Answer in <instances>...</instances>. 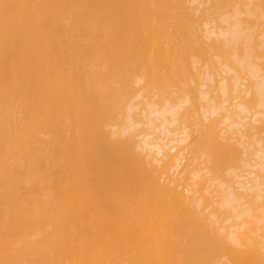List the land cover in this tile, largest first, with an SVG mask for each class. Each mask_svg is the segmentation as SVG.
<instances>
[{
	"label": "bare ground",
	"instance_id": "6f19581e",
	"mask_svg": "<svg viewBox=\"0 0 264 264\" xmlns=\"http://www.w3.org/2000/svg\"><path fill=\"white\" fill-rule=\"evenodd\" d=\"M181 1L0 0V264H264V232H262L264 231V189L261 186H264V173L259 174L261 177L257 176L258 180L252 178L255 182L250 180L249 175L248 181H252L253 184L250 182L251 186L249 183L246 188L249 187L251 192L240 184L239 187L243 186L240 187L241 191L232 186V183L238 185L236 178L242 177L239 173L240 176L236 173L234 175L232 170L239 168L240 162L244 159L240 161L238 158L240 152H237L240 148L234 145L236 149L230 144L229 138L228 141L223 138V142L220 141L222 139H218L217 124L222 121L218 116H220V105L225 104L222 103L224 100L220 104L217 103L216 110L210 109L213 115V110L218 112L213 116L214 119L212 117H209L211 120L206 119L212 114L208 111V115L205 108L207 114L204 112V115H207L205 117L207 121L204 122V118L202 120L200 116L206 131L203 132L204 127L201 124V127L199 126L201 130H198L202 131L201 139L204 134V140L200 139L196 143L195 156L203 155L204 160L201 157L196 159L195 156L192 159L207 163L205 165L209 174L199 173L204 163L199 162L201 167L197 163L198 168L197 165L193 166L196 162L192 163V167L197 168L196 170L194 168L196 172L192 171L193 174L190 170L187 174L197 177L193 180V175L191 176L194 187L192 191L186 189L192 192L187 196L170 188H163L158 181L159 178L155 177L156 175L160 177L157 169L155 171L149 165L153 164V161L148 162L146 155L145 160H142L143 153L139 149L145 150L149 140L142 136L143 141L144 138L147 140L145 144L141 140L142 148L137 146L138 143L134 144L136 141L132 136L136 133L129 132L132 125L135 130L137 129L134 122L131 125L130 122L133 120L129 118L134 116V108L129 109L133 111V115H130L131 112L126 115L130 122H126L127 126L124 124L125 128L130 129L128 128L126 133H124L125 128L120 129L122 127L120 122L124 123L120 120L123 118L121 114L129 108L127 105L131 104L130 97L135 93L137 96L141 93L147 97V100L149 97L152 104L160 103L159 106H165V103L169 104L168 101L171 103L177 98H181L178 99L179 103L184 98L186 103L189 100L190 105H184L183 110V107L179 106L181 109L179 110L181 113L178 114L179 121L177 117L175 119L176 124L180 120L187 124L183 128V122H180V129L184 130V132L181 130V133L184 135L187 133L185 128L192 124L187 121L189 119L193 121L191 119L193 115L191 116L190 113L193 107L195 110L194 105L201 102V106H205L204 102H208L203 100L206 94H213V98L218 99L217 96L223 92L227 98H234V102L236 98H240L239 105L243 110L240 107L237 115L240 112L244 113V110L247 112L257 107H261L257 110L264 113L262 58L264 54L259 53L261 48L264 49V37L262 41L259 38L264 34V27L261 26L264 23V8L260 5L264 0L259 4L263 10L257 9V11L255 9L259 5L252 2L261 0H247L252 5L245 0H213L211 10L208 9L209 13L204 7L209 0L206 2L204 0L206 4L204 5L203 2L202 6L205 8L204 15H207L205 17L209 15L216 18L222 12H228L227 14L230 15L232 10L233 13L238 12L235 11L236 7L246 15L241 16L240 11L239 16L236 15L238 18L232 16L234 19L231 20L229 17L230 25H237V28L234 25V27L230 26L232 29L227 25L228 15L223 16L228 20L227 23L225 22V27L229 28V31L225 28L227 31L225 44L222 42V45L218 44V39L216 41L214 34L208 31L216 44L211 41L210 45H206L207 49L203 45L205 41L202 44V40L196 37L197 21L203 14L200 13L201 15L198 16L197 13H193L195 11H188V8L195 9V5H192L193 7L186 5L192 0H189L190 2L185 0L184 4ZM184 5L190 7L185 9ZM251 6L256 7L254 10L251 9L253 13L249 10ZM258 11L262 12L261 19ZM254 12L258 14L255 15ZM240 16L243 17L241 23L251 24V29L254 26L253 30L262 27L257 33L259 35L256 36L262 42L259 51L256 50V46H260L258 40L256 46L251 45L252 41L257 39L254 35L256 31L250 32L253 34L251 41L247 33L250 27L245 29L240 26L242 24L236 23L241 19ZM209 18H205L204 21L207 22ZM217 18L220 22V17ZM255 18L263 22L260 24ZM215 22L217 23V19ZM212 26H216L213 25V21ZM221 28L217 26V29ZM211 35L207 39L202 35V38L204 37L207 43ZM225 35L220 36L221 40L225 39L223 38ZM237 50L243 52H240V60L234 61ZM196 54L204 56L202 63L204 61L206 63L204 62V68L200 70L205 69L207 74L212 76L209 77L210 80L216 81L214 77L223 72L219 67L221 65L222 69L228 66L233 68V72L236 69L234 73H242L240 80L247 82L244 88L245 96L241 95L243 84L241 86L240 81H231L233 73L229 75L230 68L228 71L225 69L227 73L223 72L226 76L229 75L230 80H225V77L221 79L226 81H223L222 87L216 85L219 81L205 82L209 83L206 91L210 93L201 95L202 89L197 90L195 87L205 79L204 71L203 73L195 71L202 75L196 76L192 71L194 66L191 64L197 61L195 60L197 56L191 58ZM212 56H216L220 62L215 61V57L212 59ZM190 58L193 60L191 63ZM197 64L200 65V62ZM219 70L221 72H218ZM216 74L218 75L215 76ZM196 77L200 79L199 82L197 81L199 84L195 82ZM135 95L134 98L137 97ZM197 95L199 99L200 96L203 99L200 101ZM223 96L220 97L221 100L224 99ZM211 98L212 95L209 100L213 102ZM211 105L206 106V109L212 108ZM144 106L146 104L142 108ZM198 108L197 113L200 114L203 107H200V110ZM152 109L150 114H153ZM222 109L225 110L226 107L224 109L222 106ZM232 109L226 110L229 112L230 120L240 118L235 111L238 108ZM160 110L163 112L162 109ZM169 110L167 113L170 112L172 115L177 112L173 113L171 109ZM194 110L193 112L196 113ZM257 110L253 111L251 118L249 117L251 122L253 116H259ZM125 112L122 115L127 114ZM149 112L146 116L150 115ZM175 115L177 116V113ZM174 118L175 116L173 120ZM243 118L247 117L243 116ZM138 119L142 122L143 116ZM149 119L148 117L147 120ZM156 119L155 121H159ZM232 120L228 123L233 122ZM141 122L140 126H142ZM228 123L226 122V128L234 127V123H232L233 127L232 125L229 127ZM150 125L151 123L148 126ZM238 125L240 128V123ZM238 125H235V129ZM247 125L250 127V122ZM247 125L244 133L247 132ZM176 128V132L179 131V127ZM226 128H223L225 132ZM253 128L251 127L252 131L257 129V127ZM262 129L264 131V127H261L254 133ZM147 131L144 134L147 135ZM252 131L250 130L251 133ZM263 131L260 133L262 134ZM127 132L130 134L128 135ZM161 133L163 130L160 135ZM254 133L252 135L248 133L249 138L241 134H238L240 139L238 135L232 138L236 141L238 137L241 142L243 136L244 139L250 140L251 136L254 138ZM124 134L128 136L124 137ZM256 135L254 141L251 139L252 141L248 140L249 144L245 143L246 147L247 145L249 147L247 158L249 160L254 154L253 159L255 156L256 162L263 164L264 133L263 137ZM152 138L153 141L156 140L155 136ZM232 138L231 140H234ZM137 142L140 143V140ZM240 142L237 144L239 147L242 144ZM256 144L259 146L256 147ZM241 150H245V147ZM220 162L222 165L226 162L227 172ZM238 162L239 166H237ZM251 164L243 167L246 168ZM165 167L161 165L160 168L163 169L160 171L161 174L164 173ZM203 167L205 168L204 165ZM261 167L264 172V164ZM239 169L237 172L241 171H238ZM236 175V178L233 177ZM185 181L184 183H187V179ZM188 183L192 185V182ZM188 183L187 187L190 186ZM212 183L214 190L211 193L215 192L214 194L220 197L219 201L214 200L216 203L210 200L214 196L209 197L211 194L207 196L208 191L213 187ZM226 189L230 194L232 193L231 196L236 197L233 199L230 196L234 200L230 203H236L238 199L237 204L233 205L235 204L233 203L232 209L229 210L226 209L231 205L228 202L225 204L227 206L228 203V206L222 208V202L230 199L226 197L229 193ZM224 194L225 196H222ZM221 199L224 201L221 202ZM208 205L211 206V212L205 215L203 212L209 210L206 208ZM231 212H234V215ZM232 217L238 220L232 219L236 220L232 222L230 219ZM226 220H230L231 224L227 226L223 223L225 227L219 226L221 221ZM232 226L235 229L229 230ZM226 228L227 230H224Z\"/></svg>",
	"mask_w": 264,
	"mask_h": 264
},
{
	"label": "rangeland",
	"instance_id": "374dc122",
	"mask_svg": "<svg viewBox=\"0 0 264 264\" xmlns=\"http://www.w3.org/2000/svg\"><path fill=\"white\" fill-rule=\"evenodd\" d=\"M183 1H184V3H186V1H189V0H186V1H185V0H182L181 3H183ZM192 1H193V2H192ZM192 1H191V2L189 1L190 3H186V5H187V4L190 5V6H192V5L194 6V5H195V6H194L195 9H198L199 7H202V8H199V10H195V9H193V8L190 10V8H188V9H189L188 11H191V12L195 11V12H193V13H194V14L197 13L196 15H198V16L201 15L200 13L203 14V15L201 16V18H199L198 21H197V22H198V23H197V24H198V25H197L198 28H197V30H196V37H198V38H200V39L202 40V44H203V41H205V43L203 44L205 47H206V45H210V44L212 43L211 41H213V42L215 43V42L217 41V39H218V41H217L218 44H220V45H222V43L225 44V42H224V41H226V38H225V37H227V35H225V33H226L227 31H229V28H230V26H231V25H230L231 23H230V18H229V17H231V20H233L234 17H237L236 15L239 16L238 12H240L241 10H240V9H237V7H236L237 10L235 9V11H238V12L233 13L234 11L232 10V12H230V15L227 14L228 12H225V13L222 12V14H220V15L217 16V17H220V18H219V21H220V22H218V18H217V17L214 18V17L209 16V15H208V17H205V16H207V15H206V14L204 15V13H205V12H204V9H205V8H206L207 12H208L209 10H211L210 7H212V5H213V4H212V3H213V2H212L213 0H209V1L207 0V1H208L207 4L205 3L206 0H205V2H204V0H192ZM248 1H250V0H248ZM248 1L245 0V2H248ZM252 1H258V0H252ZM262 1H263V0H261V1H259V2H255V3L252 2V3H253V4H258V5H259L260 2L262 3ZM203 2H204V3H203ZM181 3H180V4H181ZM184 3H183V4H184ZM202 3H203L204 5L206 4V5L204 6L205 8L202 6V5H203ZM248 3H249L250 5H252V3H250V2H248ZM211 4H212V5H211ZM181 5H182V4H181ZM186 5H184V7H186ZM260 5L263 6V8H264V2H263L262 4H260ZM260 5H259V6H256V7H257V8L255 7L256 9H255L254 7L252 8V6H251V8L249 9L250 12H252L251 9H253V10L255 9L256 11H257V9H258V10H259V9H260V10H263V8H261ZM190 6H187V7H190ZM193 6H192V7H193ZM196 6H197L198 8H197ZM187 7H186L185 9H187ZM259 7H260V8H259ZM208 9H209V10H208ZM200 10H203V12L200 11ZM196 11H197V12H196ZM198 11H199V13H198ZM208 13H209V12H208ZM208 13H207V14H208ZM223 13H224L225 15H223ZM232 13H233V15H232ZM243 13H244V12H243ZM252 13H253V12H252ZM254 13H255V12H254ZM258 13L260 14L259 18L262 17V16H261V13H262V12H261V11H260V12L258 11ZM258 13H255V15L258 14ZM263 13H264V12H263ZM240 14H241V16L243 15V17L246 16V15L242 14V11L240 12ZM226 15H228V17H227ZM255 15H253V16H255ZM223 16H224V17H227L229 21H228L227 19H225ZM232 16H234V17H232ZM241 16H240L241 19H240V20L238 19V22L236 21V23H239L238 25L242 24L241 21L243 20V17H241ZM196 17H197V16H196ZM204 17H205V18H209V17H211L213 20L209 18V19H207V22H206V21H204V20H206ZM249 17H252V16H249ZM197 18H198V17H197ZM222 18H224V19H222ZM237 18H238V17H237ZM246 18H248V17H246ZM253 18H254V17H252V19H253ZM259 18H255V21H256V19H258V21H259L260 24H261V23L263 22V20H260L261 18H260V19H259ZM216 19H217V23L215 22ZM235 19H236V18H235ZM201 20H202V21H201ZM210 20H211V22H209ZM226 20L229 22V24H227L228 27H229L228 29H227V27H225V26H226L225 22L227 23ZM212 21H213V25L216 24L215 27L212 26ZM258 21H257V22H258ZM202 22H203V24H202ZM205 22L208 23V24H206ZM231 22H232V21H231ZM234 22H235V21H234ZM234 22H233V23H234ZM218 24H219V25H218ZM256 24H257V26H258V23H256ZM262 24H263V25H262ZM262 24H261V26L264 27V23H262ZM201 25H202L203 27L205 26L204 28H205L206 31L204 30V28H202ZM207 25H209V26H208V29H209V30L206 29V28H207ZM233 25H234V24H232V26H233ZM242 25H243V26H242ZM242 25H240V26H241V27H244L245 29H246V28L249 29L248 27H250V29L248 30L249 32H247V33H249V35H250V40H251V38H252L251 36L253 35V34H252L253 31H254V32L256 31V32H255L256 34H254L255 37H256V36L259 35V34H257V33H259L260 29L262 28V27H260V28H259V27H256L257 30H258V31H257V30H255V29L253 30V28H255V26L251 29V27H252V26H250L251 24H245V25L242 24ZM247 25H248V26H247ZM253 25H254V24H253ZM217 26H218L219 28L222 27L221 29H223V26H224V29H223V30H221V29H217ZM232 26H231V27H232ZM234 26L237 28V25H234ZM234 26H233V27H234ZM210 27H213L214 29H213V28L210 29ZM215 28H216V29H215ZM225 28L227 29V31H226ZM238 28H239V26H238ZM258 28H259V29H258ZM198 29H199L200 32L198 31ZM230 29H232V28H230ZM212 30H214V31H212ZM216 30H217V31H216ZM251 30H252V31H251ZM204 31H205V32H204ZM208 31H209V32L211 31L212 35L214 34L213 36H214V38L216 37V41H214L215 39H213L212 35H211ZM219 31H220V32H219ZM224 31H225V32H224ZM246 31H247V30H246ZM202 32L205 33V34H203ZM207 32L209 33V35H211L210 39H212V40L209 39V41H207V43H206V40H204V37L202 38V35L206 36V37H205L206 39L209 38V35H208V37H207ZM217 32H219V34H218ZM250 32H252V33H250ZM216 33H217L218 35H217ZM221 34H222V35H221ZM223 35H225V36L223 37V38H225V39L221 40L222 38H221L220 36H223ZM260 35H261V34H260ZM263 35H264V34H262V35L259 37V38H261V41L263 40V37H264ZM218 36H219V37H218ZM256 38H257V39H254L255 42L251 40V41L253 42V43L251 42V43H252L251 45H254V44H255V46H256L258 43L260 44L261 41H259L258 37H256ZM219 40H221V41H219ZM257 40H258L259 42H258ZM221 42H222V43H221ZM257 42H258V43H257ZM209 43H210V44H209ZM256 43H257V44H256ZM261 43H262V42H261ZM215 44H216V43H215ZM259 47H261V44H260V46H259V45L256 46V50H257V51H259ZM207 48H208V47H206V49H207ZM261 49H262V50H261ZM261 49H260L259 53H260V54H264V53H261V51L263 52L264 49H263V48H261ZM237 51H238V50H237ZM240 52H241V51L236 52L237 54H235V55H236L237 57H236V58L233 57V58L236 59V60H234V61H238V60H240V56H241ZM242 52H243V51H242ZM242 52H241V53H242ZM235 55H234V56H235ZM194 56H195V57L197 56V58H195V60H197V61L199 60L200 65L197 64V63H199V62H197V61H194L195 64L191 63V62H193L192 59H193ZM263 56H264V55H262V58H263V60H264V57H263ZM214 57H215V59H214L215 61L220 62V59L218 60V58H216V56H212V59H213ZM191 58H192V59H191ZM191 58H190V59H191L192 61H190V63L192 64V66H194V67H193L194 69H192V71H193L194 73H195V71H200V73H203V71H204V73H203V74H204L203 77H205V79L207 80V81H206V80L202 77L205 81L201 78L203 81H201L202 86H200L201 83H200V84L198 83V82L200 81V79H199V78L197 79V77H196L195 82H196V84H199V86L196 85V84L194 83V84L196 85L195 88H197V90H198V88H199V90L202 89L201 92H203V94H201V95H204L206 92H208V91H206L207 88H208V86H209V85H208L209 83L206 84L207 82L210 81L211 83H215V82L219 81V84H218V82H217L216 85H217V86L219 85L220 87H222V85H224V82H226V81H224V80L221 81V79H223V78L225 77V78H224L225 80H227V81L230 80V79H229V75H231L230 73L232 72V73H233V74H232L233 79H232L231 76H230L231 81H233V82H236V81L239 82V81H240V85L243 84L244 87L241 85V86H242V91H243L241 95H244V96H245L246 93H245L244 88L246 87L247 82H245V80H243V79H242V81L240 80L242 73L239 74V72H238V73L236 74V73H234V72L236 71V69H234V72H233V70H232L233 68L228 67V66H227V68L222 69V68H221L222 65H221V66H219V67H220V69H221L223 72H225V69H226V71H228V69L230 68L231 71L229 70V72H228L229 75L227 74L228 77H227L226 74H225V73H227V72L223 73V72H221V70H219L218 72H221L222 74L220 73V75H218V74L215 75V76L218 75L216 78L214 77V79H216V81H214V80H212V79L210 80V79H209L210 75L207 74L208 72L205 71V69L202 70V71L200 70V69H203V68H204V65H203V64H204L205 61L202 63V61L205 59L204 56H201V55H199V54H196V55H192ZM198 58H199V59H198ZM260 60L262 61V59H260ZM260 60H259V61H260ZM196 62H197V63H196ZM257 62H258V60H257ZM205 63H206V62H205ZM260 63H261V62H260ZM196 64L199 65V66H201V67L199 68V66H197ZM202 65H203V66H202ZM205 65H206V64H205ZM223 67H224V65H223ZM225 67H226V65H225ZM191 68H192V67H191ZM196 68H197V69H196ZM198 68H199V69H198ZM205 68H206V67H205ZM238 71H240V70H238ZM205 72H206V73H205ZM200 73H199V74H200ZM195 74H196V76L199 75L198 73H195ZM205 74L208 75V76L206 77ZM223 74H225V76H224ZM234 74H235V75H234ZM199 76H202V75H199ZM238 76H240L239 79H238ZM211 77H212V76H211ZM211 77H210V78H211ZM218 77H219V79H218ZM235 78L238 79V80H234ZM263 79H264V78H263ZM263 79H262L261 81H263ZM259 80H260V79H258V81H259ZM197 81H198V82H197ZM212 81H213V82H212ZM223 81H224V82H223ZM243 81H244V82H243ZM261 81H260V83H261L262 86H263V83H262ZM203 82H204V83H203ZM205 82H206V83H205ZM222 82H223V83H222ZM192 84H193V83H191V85H192ZM221 84H222V85H221ZM204 85H206V86L208 85V86L205 87ZM203 87H204V88H203ZM205 88H206V89H205ZM219 90H220V88H219ZM240 90H241V89H240ZM204 91H205V92H204ZM198 92H199V91H197V94H198ZM201 92H200V93H201ZM221 92H222V91H221ZM152 93H153V92H152ZM200 93H199V94H200ZM209 93H210V92H208V94H209ZM135 94H136V93H135ZM135 94H134V95H135ZM137 94H138V93H137ZM220 94H221V93H220ZM134 95L132 96L133 98H134ZM138 95H139V96L135 95V96H137V97H135L134 99H133L132 97H130V98H131V102L129 101V100H130V98H129L128 101L131 103V104H130L131 106H133V104H137V105H136V106L134 105L135 107H134V106H133V107H130V105H127V106H129V108L125 107V108H127V110H125V111L127 112V114L122 115L125 111H123V113L121 114V116H122L123 118L120 119V120H121L122 122H124V123L122 124V123L120 122V126L122 125V127H121L120 129L123 130V129L125 128V127H124V124H125V126H127V123H126V122H130V121L127 119V116H126V115H128V113L131 112V113H130V115H131V114L133 113V111L135 110V112H134L135 114L133 113L134 116H136V115H138V114H141L140 117L143 116L142 122H141V121H140V122L142 123V126H143L144 128H141L142 126H140V122H139V120H141V119H138V118H140L139 116H138V117H135V119L133 118L134 116L129 117V118H131V120H133L132 122H130L131 125H132V123L134 122V124H136L135 126H137V129H136L137 131H136V130L133 128L134 126H133V125L130 126V125H129L130 123H128V125L133 129V130L131 129V131H129V132L131 133L132 131H133V132L135 131V133H136L135 136L140 140V143L137 142V141H139V140H138L135 136H132L133 139L135 138L134 141H136V143H134V142H133V143H134L135 145L138 143L139 145H137V146H139V148H140V147L142 148V144H141L142 136H144L147 140H149L148 143L146 144V146L143 145V146L146 147V149H145V147H144L145 150H143V151L146 152V154H145V152L142 151L143 148H142V149H139V148L137 147V149H139V150L141 151V153H143V154H142V155H143V159H142L143 161L145 160V159H144V156H145V155H146V157H145L146 160H147V158H148V160H147L148 162H151V160L153 161V164L150 163L149 165L152 166L153 169H155V171H156V169H157V171L159 172V173L157 172V174H158V175L160 174V177H158L157 175H156L155 177H156V178H159L158 181L161 183L160 185H163V188H164V187H166V188H168V189L170 188L171 190H174L175 192H178V193H180V194H182V195H184V196H187L188 193H191V194H192V192L188 191V190H191V189L194 187V185H193V181H191V180H192V179H191V176L194 174L192 171H194V168H195V167H192V165L194 164V162H196V163H195L193 166L197 165V163L199 164V162H200L199 160L193 161L194 159H192V157L194 158V156H195V154H196V151H195L196 143L198 142V140L201 139L200 137H202V136H201V135H202V131H200L201 128H199V126L201 127V124H202L203 127H204V126H205L204 122L207 121V120H209V119H210L209 117H212V118H213V116H214L215 114L218 113V112H215V111H214V110H216V109H215V108H216V105H218L217 103L220 104L221 101L224 100L222 103H223V104L225 103V104H224V105H220L221 107L219 106V107L221 108V110H219V109H220L219 107L217 108V109L219 110V114H220V116L217 115V116H218V119H219V120L222 119V121L220 120V122H218V124H217V126L220 127V128L218 127L219 130H217V132H219L217 135H219V137H220V138L218 137V139H219V140L222 139V140H220V141L223 142L225 138L227 139V141H228V138H229V141H228V142H229L230 144H232L233 146L236 145L238 148H240V150H239V149L237 150V152H240V153H238V154L240 155V156L238 155V156H239L238 158L240 159V161L243 160V159L246 160V161L244 162V160H243V161L240 162L242 166H241L240 163L238 162V165H237V166L240 165V167H239L240 169H239L238 167H237L234 171L231 169L232 172L234 173V175H235V173H236L238 176H240V175L242 176V177H238V178H236L237 175H236V176H233V177H235L236 179H238V180H237L238 185H237V183H235V184L232 183V184H233L232 186L235 187V189H240V187L243 188V186H244L246 190L248 189V190L251 192V189H250L249 187L246 188V185H249V183H250V182L252 183V181L255 182V181H254L255 179L258 180V179H257V176H259V174H260L261 172H262L261 174L264 173V172H263V168H262V167H261L262 169L260 168V166L263 165L264 163L262 164V163H260V162H256L257 158H256L255 156H254V159H253V155H254V154H253L252 157H250L249 160H248V158H247V150L249 149V147H248V145H247V147H246L245 143H246V144H249V141H250L251 139L254 141V139L257 138V135H256V134H258V137H259V135H260V137H261V136L263 135V133H264L263 129H262V130H258V131H260V132L263 131L262 134H261L260 132H258V133H254V132L257 131V129H260L261 127H264V125H263V123H264V122H263V120H264V113H262L261 111H258V110H257V108L259 109V108H261V107H257L256 109H253V110H251V111H247V112L244 110L245 115H243L244 113H242V112H240V114L237 115V112H239V109H240V107H241V106L239 105V103L241 102V101H240V98H239V99L236 98V99H235V102H234V98H232L233 100L227 98V97L223 94V92H222L221 95L217 96V97H219L218 99H216V97L213 98V94H209V95L206 94V96H209V98H206V96H204V99L202 98V96H200L201 99H203V100H205V101H208L209 103H208V102H204V103L206 104V105H205V104L203 103L205 106H203V105L201 106V102L198 103V105H197V104L194 105L196 108H195V110H194V107H193V110H194L196 113L199 112V111L197 110V108H198L199 105H200L199 108H198L199 110H200V107H203V108H201V110H200V114H198V113H197V114L194 113L193 110L191 111L192 114L190 113V115H191V116L193 115V118H194V119L190 117L193 121H191L190 119L187 121V123H191V122H192V124H191L192 126L189 124L191 127L188 125L189 127L187 126L188 128H187V129L185 128V130H187V131H185V133L187 132V133H186L187 135L185 134V135H186V136H185L184 133H181L182 131L184 132V130H183V129H180V128H181V123H180V122H181L182 120H180V122H178V121H179L178 114L181 113V112L179 111V110H181V109H180L181 107H183V108H182V110H183V109L185 108L184 105H185V106H187V104L190 105L191 102H190L189 100H188V103H186V101H185L186 99L184 98V99H185V100H184V99L182 98V99L184 100V102H185V103L183 102V103H184V104H183V103H182L183 100L180 101V103H179L178 99L180 100L181 98H177V99H175V101H173L174 103L171 102L172 104L168 101V103H169L170 105L167 104V103H165V104H166L165 106H161V105L159 106L158 104H160V103H157V105H156V104H155V105L152 104V103H151L152 101L149 100V97H148V100H147V97H145V96L142 95L141 93H139ZM211 95H212L211 100H214L213 102L209 100ZM223 95H224V96H223ZM222 96L224 97V99L221 100L220 97H222ZM151 97H152V96H150V99H151ZM197 97H198L197 99H199V95H197ZM154 98H155V97H154ZM226 98L228 99V101H227ZM132 99H133V100H132ZM201 99H199V100L201 101ZM151 100H153V98H152ZM176 100H177L178 102H177ZM203 100H202V101H203ZM237 100H238V101H237ZM139 101H140V102H139ZM142 101H143V102H142ZM149 101H150V102H149ZM236 101H237V102H236ZM129 102H126V103H129ZM138 102H139L141 105H140ZM145 102H146V103H145ZM148 102H149V103H148ZM175 102H176L177 104H176ZM189 102H190V103H189ZM197 102H198V101H197ZM233 102H234V103H233ZM178 103H179V104H178ZM213 103H214L215 105H214ZM236 103H237V104H236ZM138 104H139V105H138ZM144 104H146L147 108H146V106H144L145 108H144V107L142 108V106H143ZM161 104L164 105V103H163L162 101H161ZM181 104H182V105H181ZM208 104H209V105H208ZM211 104H212L213 106H212ZM228 104H229L231 107H230ZM148 105H149V106H148ZM176 105H177V107H175ZM210 105L212 106V108H211V107H210V108L207 107V108H209V110L206 109V106H210ZM237 105H238L239 107H238ZM125 106H126V105H125ZM140 106H141V107H140ZM151 106H152V107H151ZM157 106H158V107H157ZM179 106H180V108H179ZM222 106H224V109H225V107H226V109L223 110V109H222ZM227 106H229V107H227ZM232 106H233V109H232ZM260 106H261V105H260ZM137 107H138V108H137ZM159 107H160V108H159ZM161 107H162V108H161ZM173 107H174L175 109H173ZM125 108H124V109H125ZM133 108H134V109H133ZM141 108H142V109H141ZM152 108H153V109H152ZM156 108H157V109H156ZM163 108H164V109H163ZM166 108L171 109V112H173V113H175V111H177V112H176V113H177V116L175 115L176 113L173 114V115L175 116L174 120H173V117H174V116H173L172 113H170V112L167 113V111H168L169 109H166ZM204 108H205V110H206L207 113H208V111H209V113L212 114V115H210V116H208V117L206 118L207 120H205V117H206L207 115H206V116L204 115V112H205V111H204ZM227 108H228V111H230L231 109H232V110H235V109L238 108V110H235V111H236V115L240 117V118H238L239 120H238V119H235V120H234V119H233V120L231 119L233 122L228 123V122H230L231 120H230V118L228 117L229 112L226 111ZM234 108H235V109H234ZM241 108H242V107H241ZM129 109H133V111H132V110L129 111ZM147 109H148V112L150 111L149 114L151 113V109L154 110V111H155V109H156V111H155V112L153 111V112H152L153 114H150L149 116H146V114H148ZM149 109H150V110H149ZM160 109H162L163 112H161ZM210 109H211V110L214 109V110H213L214 115H213L212 111L210 112ZM229 109H230V110H229ZM138 110H139V112H138ZM140 110H141V111H140ZM144 110H146V112H145ZM164 110H166V111H164ZM172 110H173V111H172ZM196 110H197V111H196ZM218 110H217V111H218ZM242 110H243V108H242ZM255 110H257V111H256L257 114H259V113H260V114H259V116L257 115L258 117H257V116L254 117V116H253L252 118H254V119H252L253 121L251 122V119H250V118H251V115H253V111H255ZM261 110H263V107H262ZM143 111H144V112H143ZM157 111H158V112H157ZM169 111H170V110H169ZM202 111H203V113H202ZM221 111H222V112H221ZM223 111H225V112H223ZM126 112H125V113H126ZM136 112H138V113H136ZM142 112H143V113H142ZM178 112H179V113H178ZM206 112H205V114H207ZM227 112H228V113H227ZM248 112H249V113H248ZM256 112H254V113H256ZM258 112H259V113H258ZM157 113H158V115H157ZM160 113H161V115L159 116ZM163 113H164V114L167 113V114L164 115ZM193 113H194V114H193ZM201 113H202L203 115H202ZM209 113H208V115H209ZM225 113H227V115H225ZM246 113H247V114H246ZM133 114H132V115H133ZM155 114H156V116H155ZM170 114H171V115H170ZM248 114H250V115H248ZM162 115H164V116H162ZM169 115H170V116H169ZM194 115H195L196 118L194 117ZM224 115H225V116H224ZM254 115H255V114H254ZM260 115H262V116L260 117ZM144 116H146V117H144ZM200 116H202V120H203V118H204V122L201 121V117H200ZM203 116H204V117H203ZM217 116H215V118H217ZM237 116H235V117H237ZM243 116H244V117H247V118H243ZM124 117H125V118H124ZM148 117L151 119V122H150V119L147 120ZM176 117H177L178 119H177ZM179 117H180V116H179ZM223 117H225V118H227V119H225V118H223ZM235 117H234V118H235ZM249 117H250V118H249ZM136 118H137V119H136ZM152 118H153V119H152ZM155 118H157L159 121H155ZM164 118H165V119H164ZM242 118H243V119H242ZM262 118H263V119H262ZM126 119H127V120H126ZM157 119H156V120H157ZM175 119L178 120V121H177V124H176ZM180 119H181V118H180ZM196 119H197V121H196ZM213 119H214V118H213ZM223 119H224V121H223ZM245 119H246V120H245ZM255 119H256V120H255ZM259 119H260V120H259ZM261 119H262V120H261ZM125 120H126V121H125ZM135 120H136L137 122H135ZM143 120H144V121H143ZM145 120H146V121H145ZM162 120H163V121H162ZM164 120H165V121H164ZM167 120H168V121H167ZM210 120H211V119H210ZM225 120H226V121H225ZM228 120H229V121H228ZM236 120H237V121H236ZM241 120H244L245 122L243 121V122H244V123H243ZM258 120H259V121H258ZM147 121H149V122H147ZM256 121H258V123H256ZM260 121H261V122H260ZM143 122H144V123L146 122V123L144 124ZM153 122H155V124H153ZM167 122H168V123H167ZM173 122H174V123H173ZM182 122L184 123L185 121H182ZM195 122H196V123H195ZM209 122H210V121H209ZM209 122H207V123H209ZM226 122L228 123V126H229V127L232 125V123H234V127H233V125H232V127H233L234 129L231 128V127H230V128L227 127V128L229 129V130H228V129L226 128V126H227V125H226ZM249 122H250V127H249V125H247V124H249ZM138 123H139V124H138ZM150 123H151V125L148 126ZM179 123H180V125H178ZM183 123H182V127L187 125V124L185 125V123H184V125H183ZM207 123H206V124H207ZM235 123H236L237 125L240 123V128H239V125H238L237 128H236L237 130L235 129V125H236ZM241 123H242V124H241ZM255 123L257 124V126H255ZM194 124H195V125H194ZM224 124H225V125H224ZM229 124H230V125H229ZM251 124H253V125H251ZM145 125L147 126V128H145V127H146ZM153 125H155V126H153ZM156 125H158V126H157L158 129H157V128H153V127H156ZM162 125H163V127H160V126H162ZM177 125H178V126H177ZM221 125H222V126H225V127H222ZM246 125H247V127H248L247 132H248L250 135H252V134L254 133V135H253L254 138H252V136H251L250 140L247 139V138H246V139H247V140H246V139H244L245 137L241 136V137L243 138L244 142H243V140L240 142V140H239V139H240V135H238V134L245 135L246 137L249 138L248 133H247V132H246L247 134L244 133V129H246V127H245ZM262 125H263V126H262ZM120 126H118V127H120ZM138 126H140V128H139ZM152 126H153V127H152ZM193 126H195V127H193ZM206 126H207V125H206ZM241 126H242V127H241ZM149 127H150V128H149ZM167 127H168V128H167ZM174 127H175V128H174ZM176 127H179L178 130H179L180 132H179V131L176 132V130H177ZM251 127H252V128H253V127H257V129L252 131ZM126 128H127V129H126ZM126 128H125V130H124V131H125L124 133H126V131L130 129L129 127H126ZM128 128H129V129H128ZM135 128H136V127H135ZM159 128H160V129H159ZM162 128H165V129H162ZM183 128H184V127H183ZM189 128H190V129H189ZM223 128H224V129L226 128V132L224 131ZM116 129H117V128H116ZM118 129H119V128H118ZM118 129H117V130H118ZM120 129H119V130H120ZM138 129H141V130H138ZM143 129H145V130L142 131ZM148 129H149V130H148ZM150 129H151V131H150ZM173 129H174V130H173ZM188 129H189V131H188ZM194 129H195V130H194ZM198 129H200V130H198ZM205 129H206V127L203 128V132L206 131ZM220 129H221L222 131H221ZM230 129H231V130H230ZM232 129L234 130V132H231V131H233ZM238 129H241V130H239L240 133H239ZM242 129H243V130H242ZM253 129H255V128H253ZM119 130H118V131H119ZM147 130H148V131H147ZM158 130H159V132L157 133ZM161 130H163V133H161L162 135H160ZM181 130H182V131H181ZM248 130H249V131H248ZM250 130L252 131V133L250 132ZM146 131H147L148 133L150 132V133H149L150 136H151L152 134H153V135H152L150 138H147V136H149V135H148V133H147V135L144 134ZM194 131H195L196 133H194ZM199 131H200V133H199ZM229 131H230V133H229ZM235 131H236V132H235ZM242 131H243V132H242ZM141 132H142V133H141ZM166 132H167V133H166ZM178 132L181 133V134H179ZM189 132H190V133H189ZM220 132H221L222 134H221ZM237 132H238V133H237ZM120 133H121V131H120ZM120 133H119V134H120ZM127 133H128V132H127ZM130 133H128V135H129ZM155 133H156L157 135H155ZM168 133H169V134H168ZM176 133H177V134H176ZM227 133H228V134H227ZM233 133H234V134L237 133V134L234 135ZM122 134H123V133H122ZM132 134H134V133H132ZM138 134H140V136H139ZM143 134H144V135H143ZM188 134H190V135L188 136ZM192 134H193V135H192ZM232 134H233V136H232ZM126 135H127V134H126ZM126 135L124 134V137H125ZM128 135H127V136H128ZM165 135H166V136H165ZM178 135H179V136H178ZM181 135H182V136H181ZM183 135H184V136H183ZM191 135H192V136H191ZM195 135H196V136H195ZM227 135H228L229 137H228ZM237 135H238L239 139H238V137H236V141H235V139L232 138V137H235V136H237ZM120 136H121V135H120ZM153 136H155V138H156V140H154V141H153L154 138H152ZM157 136L159 137L158 139H157ZM160 136H161V137H160ZM255 136H256V137H255ZM144 137H143V138H144ZM185 137H187V138H185ZM193 137H194V138H193ZM230 137H231L232 139H234V140H231ZM262 137H263V136H262ZM145 138H144V141L142 140V141L144 142V144H145V142L147 141ZM179 138H181V139L179 140ZM223 138H224V139H223ZM242 138H241V139H242ZM133 139H131V140H133ZM150 139H151V140H150ZM159 139H160V141H159ZM177 139H178L179 141H178ZM183 140H184V141H183ZM202 140H204V134H203V139H201V141H202ZM248 140H249V141H248ZM252 140H251V141H252ZM173 141H174V142H173ZM177 141H178V142H177ZM182 141H183V142H182ZM232 141H233V142H232ZM234 141H235V142H234ZM237 141H238V142H237ZM247 141H248V142H247ZM155 142H156V143H155ZM171 142H172V143H171ZM179 142H180V143H179ZM239 142L242 143V144H240V145L243 146V147H241V146L239 147V146L237 145V144H239ZM150 143H152V144H150ZM233 143H235V144H233ZM149 144H150V145H149ZM192 144H193V145H192ZM148 145H149V146H148ZM163 145H164V147H163ZM189 145H190L191 148L189 147ZM147 146H148V150H147ZM236 146H234V147L236 148ZM257 146H259V145L256 144V147H257ZM134 147H135V146H134ZM155 147H156V149H155ZM244 147H245V150H241V149L244 148ZM137 149H135L136 152H137ZM236 149H237V148H236ZM146 150H147V151H146ZM159 150H160V152H159ZM140 151H139V152H140ZM241 151H242V152H241ZM139 152H138V153H139ZM148 152H150V153L147 154ZM244 152H245V153H244ZM154 153H156V154H154ZM242 154H243V155H242ZM140 155H141V154H140ZM149 155H150V156H149ZM200 155H201V154H200ZM204 155H205V154H204ZM244 155H245V156H244ZM255 155H256V154H255ZM147 156H148V157H147ZM202 156H203V155H202ZM202 156H195V157H196V159H197L198 157H199V158L201 157L202 160H204V158H203ZM241 156H242V157H241ZM243 156L246 157V158H244ZM151 158H153V159H151ZM199 158H198V159H199ZM169 159H171V160H169ZM191 159H192V161H191ZM202 160H201V161H202ZM247 160H248L249 163L247 162ZM156 161H157V162H156ZM169 161H170V162H169ZM167 162H168V164H167ZM222 162H223V161H222ZM222 162H220V165L224 167V171H225V170H226V168H225V167H226L225 164H226V162H227V163H229V162L226 161L225 163H223L224 165H222ZM246 162H247V163H246ZM251 162H253V163L251 164ZM171 163H172V164H171ZM192 163H193V164H192ZM202 163H204L203 165L205 166V168L203 167V165H202V167H201L200 164H202ZM244 163H246V164H244ZM145 164H146V163H145ZM163 164H164V165H163ZM200 164H199V165H200L199 167H201L202 170L200 169L201 172L199 171V173H200V174L202 173L203 175H205V174L208 175V174H209V171H208V169L206 168L207 165H205V164H207V163H205V162H200ZM208 164H210V163H208ZM247 164H248V165L251 164V165H250V166H246V168H244L243 166H245V165H247ZM254 164H257V165H254ZM260 164H261V165H260ZM146 165H147V164H146ZM156 165H157V166H160V167H161V165L164 166V167L167 165V166L165 167V169H164V173L162 172L163 174L160 173V171H162L163 169H161L160 167L157 168ZM226 165H227V164H226ZM253 165H254V166H253ZM144 166H145V165H144ZM168 166H169V167H168ZM210 166H211V165H210ZM221 166H219V168H220ZM227 166H228V165H227ZM252 166H253V168H252ZM255 166H257L258 168L255 167ZM152 167H147V168H151V169H152ZM167 167H168V169H167ZM196 167L198 168V165H197ZM216 167H217V166H216ZM223 167H221V168L223 169ZM241 167H242L243 169H242ZM249 167H250V168H249ZM189 168H190V169H189ZM197 168H195V170H196ZM254 168H256V169H254ZM259 168H260V170H259ZM188 169H189V170H188ZM204 169H205V170L207 169V171L202 172ZM227 169L229 170L228 167H227ZM237 169H239L238 171L241 170L242 172H241V171H240V172H237ZM247 169H248V170H247ZM165 170H168V171H165ZM190 170H191V172H190ZM198 170H199V169H198ZM251 170H252V171H251ZM254 170H255V171H254ZM257 170H259V171H257ZM152 171H154V170H152ZM245 171H247V173H246ZM248 171H249V173H251V174H249ZM253 171H254V173H253ZM187 172H188V174H189V172H190V173H193V174H192V175L190 174V175L188 176ZM194 172H196V171H194ZM197 172H198V171H197ZM205 172H207V173H205ZM226 172H227V170H226ZM153 173H154V172H153ZM199 173H198V175H199ZM238 173H239L240 175H239ZM252 173H253V175H252ZM165 174H166V175H165ZM186 174H187V175H186ZM195 174H196V173H195ZM247 174H248V175H247ZM249 175H250L251 177H250ZM254 175H256V176L253 177ZM263 175H264V174H263ZM263 175H262V176H263ZM184 176H186V177H188V178H186V177H184ZM192 177L194 178L193 180H195L196 177H197V175H195V176L193 175ZM249 177H250V180H252V178H255V179H253L252 181H248ZM259 177H261V175H260ZM160 179H161L163 182H165V180H166V182L163 183V182H161ZM174 179H175V180H174ZM185 179H187V183H188V182H192V185H193V186L190 185L191 183H188V186L190 185V186H189L190 188L187 187V183H184V182H186ZM189 179H190V181H188ZM239 179H240L241 181H240ZM233 180H234V179H233ZM170 181H171V183H170ZM235 181H236V180H235ZM239 181H240V183H239ZM156 182H157V180H156ZM208 182H209V181H208ZM208 182H207L208 185H209V183L211 184V182H209V183H208ZM251 183H250L249 186H251ZM239 184H240V185H243V186H240V187H239ZM244 184H245V185H244ZM252 184H253V183H252ZM177 186H178V187H177ZM191 186H192V187H191ZM211 186H213V187L211 188V190L209 189L210 191H208L209 194H208L207 196H209L210 194H211V195H210L209 197H213V196H214L213 198H210V200H212L213 203H216V202H214V200H218L220 197H219V196H216V195L214 194L215 192L213 193L214 195L211 193L212 190H214V185H213V183H212ZM261 186H262V189H264V188H263L264 186H263V185H261ZM209 187H210V186H209ZM227 187H228V186H225V188H227ZM237 187H239V188H237ZM186 189H188V190H186ZM228 189H229V188H228ZM228 189H226V192H227ZM245 189H243V190H245ZM241 190H242V189H240V191H241ZM257 190H258V189H257ZM191 191H192V190H191ZM249 191H248V192H249ZM226 192H225V193H226ZM228 192H229V190H228ZM228 194H230V192H229ZM228 194H226V197H227V198H229V197L231 196L232 193H231L229 196H228ZM189 196H191V195H189ZM189 196H188V197H189ZM215 196L218 197V198H216ZM222 196H225V194L222 195ZM222 196H221V197H222ZM226 197H225V199H226ZM231 197L233 198V197H235V195H233V196H231ZM231 197H230L229 201H228L227 199H226V201H224V200L221 199V202L224 201V202H222V203H223V204H222L223 207L220 205L223 209H225V207L228 206V203L234 201V200L231 199ZM235 198H236V197H235ZM235 198H233V199H235ZM223 199H224V198H223ZM219 200H220V199H219ZM219 200H218V201H219ZM230 200H231V201H230ZM200 201H201V200H200ZM200 201H199V202H200ZM218 201H217V202H218ZM221 202H220V203H221ZM226 202H228V203H227V206H225ZM237 202H238V199L236 200V203L233 202V203H235V204L230 203L231 205L228 206V208H226V209L229 210V209L231 208L232 204H233V205H236ZM203 203H204V202H203ZM203 203H202V205H203ZM205 204H206V203H205ZM208 206H209L210 208H208ZM208 206H206V208L209 209L210 211H209V210L207 211L205 208H204V209H205L207 212H205L204 210H202V212H203V211L205 212V213L203 212V214H205V215H206L208 212H211V206H210V205H208ZM224 206H225V207H224ZM244 206H245V205H244ZM231 209H232V208H231ZM230 211H233V210H230ZM234 212H235V211H234ZM234 212H233V213H234ZM231 213H232V212H231ZM233 213H232V214H233ZM229 214H230V213H229ZM230 215H231V214H230ZM233 215H234V214H233ZM230 219H231L232 222L238 220V218L236 219V218H233V217L230 218ZM232 219H236V220H232ZM221 222H222V223H221ZM221 222H220V225H219V226H224V227H225V225L228 226V225L231 224L230 220H226V221H225L227 224H226L224 221H221ZM223 223H224L225 225H223ZM228 223H229V224H228ZM227 226H226V227H227ZM228 229H229V228H228ZM234 229H235L234 226H232V227H230L229 230H234ZM224 230H227V228L224 229ZM263 230H264V229H263ZM262 232H264V231H262Z\"/></svg>",
	"mask_w": 264,
	"mask_h": 264
}]
</instances>
